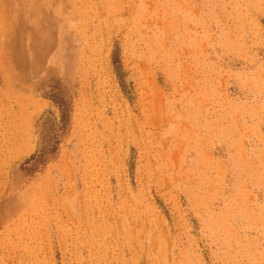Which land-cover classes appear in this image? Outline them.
I'll list each match as a JSON object with an SVG mask.
<instances>
[{"label": "rangeland", "instance_id": "rangeland-1", "mask_svg": "<svg viewBox=\"0 0 264 264\" xmlns=\"http://www.w3.org/2000/svg\"><path fill=\"white\" fill-rule=\"evenodd\" d=\"M0 264H264V0H0Z\"/></svg>", "mask_w": 264, "mask_h": 264}, {"label": "trees", "instance_id": "trees-1", "mask_svg": "<svg viewBox=\"0 0 264 264\" xmlns=\"http://www.w3.org/2000/svg\"><path fill=\"white\" fill-rule=\"evenodd\" d=\"M54 149V148H53ZM53 149L51 150V151H53ZM46 154H47V151H43L36 159H35V161L36 162H42V161H44L45 160V156H46ZM32 159H34V157L32 158Z\"/></svg>", "mask_w": 264, "mask_h": 264}]
</instances>
